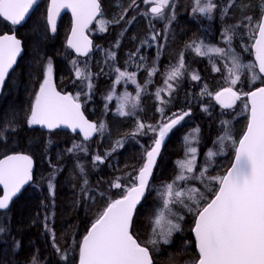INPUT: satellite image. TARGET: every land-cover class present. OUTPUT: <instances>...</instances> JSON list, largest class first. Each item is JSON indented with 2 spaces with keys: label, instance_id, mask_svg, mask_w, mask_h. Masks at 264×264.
Wrapping results in <instances>:
<instances>
[{
  "label": "snow or ice",
  "instance_id": "obj_1",
  "mask_svg": "<svg viewBox=\"0 0 264 264\" xmlns=\"http://www.w3.org/2000/svg\"><path fill=\"white\" fill-rule=\"evenodd\" d=\"M150 5L147 11L140 13L149 19L152 32L148 39L141 41V46L157 44L162 37L161 31L155 29L152 21H163V38L171 22L175 20L174 0H143ZM39 6V0H0V20L15 28L28 22L30 12ZM137 0H130L118 19H106L100 0H50L45 17L46 31L56 33L57 18L64 9L71 10L73 23L67 46L75 50L78 56L87 57L92 51V41L85 35V30L97 21L101 32L108 26L120 24L129 8H138ZM250 5L241 0H193L192 13L207 16L212 19L219 13L221 20L233 15L230 11L239 8L241 18L233 24L225 23L219 32L220 40L206 43L203 38H195L185 43L176 62L162 73L163 86L155 91V97L160 106L157 111L161 120L155 124L145 123L136 119L135 128L125 134L130 136H148L151 134V144L142 145L143 163L131 172L115 177L109 184L110 189H117V198L108 196L105 192H94L89 186L87 173L82 164L77 163L82 178L81 192L86 199L95 200L97 196L107 200L103 209L97 214L86 234L76 245L78 248V264H154L153 255L160 251V245H171L174 234L183 231L186 217L193 218L191 232L194 241L185 239L187 245L192 243L195 255L185 264H264V0L259 7L260 16L255 18L249 14ZM136 17L132 16L131 23ZM37 44L43 39L37 30ZM123 35V32L120 34ZM245 38L251 40L248 45ZM149 40L152 43H149ZM120 40L117 39L113 49L105 50L106 62L111 61L110 74H115L112 89L105 96L111 101L115 95V86L121 83L136 85V94L125 92L117 97L120 101L117 114L120 116H135L140 105L142 93L147 85L152 83L151 77L160 71L158 60H153L149 66L146 57L140 49L129 53L125 67L117 66V51ZM252 52L254 60L244 62L242 53ZM25 51L24 41L17 37L15 31L11 34H0V90L3 89L10 71L14 70L18 58ZM194 54L199 58H207L211 70L219 73L224 86L213 91L203 81L200 73L191 68L185 59L186 54ZM159 56V53L157 54ZM75 79L73 85L79 82L80 90L75 94H62L57 90L54 80V65L47 58L40 68L38 90L26 117L29 127L41 126L52 132L61 127L70 128L73 132L83 134V141H90L96 134L101 136L107 130L105 122L89 121L85 118L82 104L92 98L94 80L100 73H93L85 62L83 68L78 60H72ZM134 66L137 71H128ZM146 71L149 79L144 84L137 81L139 71ZM103 69L101 70V73ZM197 82L200 92L193 99L208 102L202 105V111L209 113L210 101L214 100L222 110H234L237 102H242L247 113V125L243 135L237 140L232 132V123L228 119L221 120V133L212 141L213 147L204 151V162L198 163L200 152V129L183 137L184 155L175 162V172L168 180H160L157 184L155 172L158 169V159H162V149L165 139L173 129L181 125L185 118L192 115V108L179 110L166 116L165 109L172 103L174 94L185 78ZM257 82L259 84L257 85ZM245 87L249 90L245 91ZM83 97V100H82ZM129 105L131 107L129 108ZM108 105L105 104L107 109ZM222 112V115H227ZM16 127L10 122L0 126V143L7 146L8 133L15 132ZM231 147L233 161L222 175L210 174L215 165V158L226 155V148ZM124 147V139L115 141L110 151L103 155L92 156L93 166L104 164L112 153ZM68 153L89 154V145L84 142L73 144L66 150ZM127 167V166H125ZM57 169L53 166L48 188L55 196V180ZM33 180V158L31 155L13 152L0 159V212L10 210V204L24 185ZM202 185L203 190L200 186ZM155 190V206L148 217V236L141 240L137 233L138 205L147 199ZM46 220L49 217H45ZM52 234L53 247L60 254L61 260L68 264V251L62 250L55 242L54 230L45 224ZM5 228L0 226V233ZM20 248V241L15 242ZM30 264H40L39 257L33 255Z\"/></svg>",
  "mask_w": 264,
  "mask_h": 264
},
{
  "label": "trees",
  "instance_id": "obj_2",
  "mask_svg": "<svg viewBox=\"0 0 264 264\" xmlns=\"http://www.w3.org/2000/svg\"><path fill=\"white\" fill-rule=\"evenodd\" d=\"M104 17L106 19H118L119 15L128 7L130 0H100ZM222 0H218V3ZM243 4L250 5L248 12L255 18H259V7L262 0H241ZM175 20L171 22L167 33V39L163 38V21H152L155 29L161 31L162 37L159 43L164 47L160 48L157 44L141 46V41L149 38L152 29L149 27V19L140 13L147 11L148 6L143 0H137L138 8H129L124 20L120 24L108 26L107 31L97 30V21L88 30V34L93 38V52L86 58L76 57L73 51L67 46V36L71 29L72 19L70 14H64L60 20L57 33L52 35L46 31L45 17L49 0H41L39 6L35 8L31 18L21 27L13 28L7 22L0 20V34L12 33L15 31L18 38L24 41V54L19 59L15 69L10 73L8 81L0 97V126L5 122H10L16 127L15 132H9L7 146L0 143V159L6 154L20 152L31 155L35 164L34 181L36 198L31 205L23 202L15 207L23 194L17 198L9 211L0 212V226L5 228L0 233V244H6L12 249L16 241L23 242L24 238H30L36 245L40 243L39 236L34 232L31 225V216L38 209L43 216L49 217L47 223L54 230L55 242L62 249L68 251V264L78 263V248L76 245L86 234L91 223L97 214L103 209L107 200L99 196L95 200L84 198L81 192L82 178L77 163L84 166L87 173L89 186L94 192H105L112 198L120 195L119 190L110 189L109 184L117 176H122L125 172H131L133 168L142 165V145L147 147L151 144V134L148 136H130L125 138V134L135 128L136 119L145 123L155 124L161 120V114L157 111L160 106L155 97V91L163 86L162 73L174 64L179 53L184 49L185 43L195 38H203L206 43H215L220 40L219 32L225 20L228 24H233L241 18L239 8L230 10L233 15L221 20L219 13L212 19L204 21L205 16L192 13L193 0H174ZM132 16L136 19L129 24ZM37 30L43 37L37 44ZM121 32L123 35L121 36ZM117 39L120 40V47L117 51V66L122 69L125 61L128 60L129 53L140 49L141 55L146 57V62L150 66L153 60H158L160 71L156 76L151 77L152 83L147 85V90L142 93L139 108L135 116H120L117 114V107L120 101L117 97L125 92L136 94V85L121 83L115 86V95L111 101H106L112 89L115 74H110L111 61L106 62L105 50L113 49ZM245 43L250 45L251 40L245 38ZM149 43H152L149 40ZM242 53V60L249 62L253 60L252 52ZM159 53V56L157 54ZM47 58H51L54 65V80L57 88L62 93L75 94L80 90L79 82L73 85L75 79L72 60H78L80 67L83 68L86 62L93 73H100L94 80L95 89L92 98L82 108L86 116L93 122H105L107 130L103 136L96 134L90 141H83L78 134L56 129L52 132L45 131L38 126L29 127L26 117L34 99V94L38 90L40 68ZM185 59L190 63L191 68L198 71L210 88L215 91L224 86L219 73L211 70V65L207 58H199L194 54H186ZM103 72L101 73V70ZM128 71H137L134 66L128 67ZM149 79L146 71H139L137 81L144 84ZM259 82H257V85ZM245 91L249 90L245 87ZM200 92V85L191 81L187 77L180 83L174 94L172 103L165 109L166 116L179 110L192 108V115L185 118L181 125L169 134V139L162 151V159L158 160V169L155 172L156 182L168 180L175 172V162L184 155L183 137L192 133V130L200 129V152L198 163L204 162V151L213 147L212 141L216 140L221 133V120L228 119L232 123V132L238 140L246 130L247 113L243 110L242 102H237L234 110H222L214 100L210 101L209 113L202 111V105L208 102V98L203 100L193 99ZM83 100V97H82ZM105 104L108 105L107 109ZM131 105H129V108ZM227 112V115H222ZM124 139V147L112 153L104 164L93 166L92 156L94 154L103 155L110 151L115 141ZM84 142L89 145V154L85 156L81 153H68L66 150L73 144ZM232 155V156H231ZM231 155L218 156L215 158V165L210 169V174H223L231 166L233 152ZM228 156L229 157L228 159ZM53 166L56 167V188L55 196H51L48 181L53 174ZM127 166V167H125ZM31 185V186H32ZM53 197V198H52ZM156 193L152 194L143 201L138 208L137 233L141 240L148 236V217L151 215L155 206ZM15 203V205H14ZM28 216V222H27ZM193 218L187 216L183 224V231L174 234L171 245H160V251L153 255L154 264H185L195 255L192 243L187 245L185 251V239L193 242L191 232ZM48 246L44 256L46 259L42 264H65L61 260L60 254L53 247L52 234L46 230Z\"/></svg>",
  "mask_w": 264,
  "mask_h": 264
},
{
  "label": "rangeland",
  "instance_id": "obj_3",
  "mask_svg": "<svg viewBox=\"0 0 264 264\" xmlns=\"http://www.w3.org/2000/svg\"><path fill=\"white\" fill-rule=\"evenodd\" d=\"M149 7V6H148ZM209 18L205 16L204 21H208ZM97 30H99L100 25L97 23ZM68 37V36H67ZM226 153L228 152V155L232 154L231 147L229 146L226 148ZM232 156V155H231ZM228 156V159L229 157ZM198 159V158H197ZM200 186L203 190L202 185ZM36 188L35 185L30 186L27 190L24 191V196L17 201L15 207H18L23 202L27 201L26 204H32L35 202H40L41 199L38 201L34 200L36 198V192L34 191ZM52 196V195H51ZM53 198V197H52ZM12 206V205H11ZM37 213L33 214L31 216V225L34 229V232L38 234L40 243L38 245L35 244L30 238H24L23 242H21L22 247L16 248L15 242L13 243L12 249L6 246V244H0V264H30V260L33 257V255H37L39 257L40 264L44 262L46 257L44 256L46 248L48 246L47 242V235H46V228L45 224L47 223V220L45 219V216H43L41 213H39L38 209L36 210ZM27 222H28V216H27Z\"/></svg>",
  "mask_w": 264,
  "mask_h": 264
},
{
  "label": "water",
  "instance_id": "obj_4",
  "mask_svg": "<svg viewBox=\"0 0 264 264\" xmlns=\"http://www.w3.org/2000/svg\"><path fill=\"white\" fill-rule=\"evenodd\" d=\"M40 1H41V0H39V2H40ZM49 3H50V0H49ZM149 7H150V6H149ZM149 7H148V8H149ZM34 10H35V8L30 12V16L32 15V13H33ZM66 13H67V14H70L71 19H72V23H73V18H72L71 10H69V9H64V10L61 11L60 16L57 18V30H58V26H59V23H60V20H61L62 16H63L64 14H66ZM95 22H96V21H93V22L88 26V29L85 30V35L88 37L89 40L92 41V45H93L92 51L89 53V55L93 52V49H94V41H93V38L88 34V30H89V28H90L91 26H93V25L95 24ZM16 27H21V26H16ZM71 29H72V24H71ZM71 29H70V32H69V34H68V37L71 35ZM50 33H51V32H50ZM56 33H57V31H56ZM56 33H51V34H52V35H55ZM8 34H11V33H8ZM15 34H16V33H15ZM68 37H67V40H68ZM71 50L73 51V53H74L77 57H80V58H86L85 56H78L77 53L75 52V50H73V49H71ZM23 54H24V52L22 53V55H23ZM252 54H253V53H252ZM89 55H88V56H89ZM19 59H20V58H18V61H19ZM253 60H254V54H253ZM17 63H18V62H17ZM15 67H16V66H14V69H15ZM11 72H12V71H10V73H11ZM9 75H10V74H9ZM8 78H9V77H8ZM8 78L6 79V82H7ZM5 85H6V83H5ZM5 85H4V87H5ZM4 87H3L2 90H0V97H1V95H2V92H3V90H4ZM56 87H57V84H56ZM57 90H58V88H57ZM58 91H59V90H58ZM61 93H62V92H61ZM62 94H65V93H62ZM81 110L83 111L85 118L88 119L89 121H91V120L86 116V114H85L83 108H82ZM38 127L42 128V129L45 130V131H49L48 129L43 128V127H41V126H38ZM59 130L67 131V132H70V133H73V134H79V135L83 138V134H82V133H79V130H77V132H73L70 128H66V127H61V128H59ZM169 134H170V133H169ZM168 139H169V135H168V137H166V139H165V145H164L163 149L165 148ZM163 149H162V151H163ZM158 160H159V159H158ZM34 171H35V164H34V161H33V180H32L31 182H29L28 184L24 185V187L21 189V193L17 194V197H14V198H13V201H12V203L10 204V208H11V205L13 204V202H14L17 198H19V197L23 194V192H24L25 190H27V189L32 185V183H33V181H34ZM0 191L2 192V186H0ZM143 201H144V200L141 201V204L143 203ZM139 206H140V205H138V208H139ZM192 235H193V233H192ZM193 238H194V236H193ZM77 264H78V263H77Z\"/></svg>",
  "mask_w": 264,
  "mask_h": 264
},
{
  "label": "flooded vegetation",
  "instance_id": "obj_5",
  "mask_svg": "<svg viewBox=\"0 0 264 264\" xmlns=\"http://www.w3.org/2000/svg\"><path fill=\"white\" fill-rule=\"evenodd\" d=\"M62 17H63V16H62ZM73 54H74V53H73ZM74 55H75V54H74ZM75 56H76V55H75ZM76 57H77V56H76ZM87 57H88V56H87ZM87 57H86V58H87ZM79 58H80V57H79ZM86 58H82V59H86ZM7 81H8V80H7ZM61 131H62V130H61ZM72 134H73V133H72ZM75 135H77V134H75ZM78 135H79V134H78ZM79 136H80V135H79ZM94 136H95V135H94ZM94 136H93V137H94ZM93 137H92V138H93ZM0 194H2L1 191H0Z\"/></svg>",
  "mask_w": 264,
  "mask_h": 264
}]
</instances>
